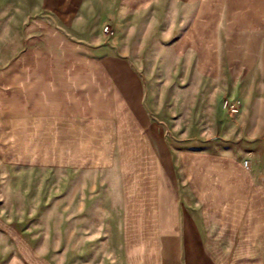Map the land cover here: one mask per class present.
Segmentation results:
<instances>
[{
	"label": "rangeland",
	"instance_id": "rangeland-1",
	"mask_svg": "<svg viewBox=\"0 0 264 264\" xmlns=\"http://www.w3.org/2000/svg\"><path fill=\"white\" fill-rule=\"evenodd\" d=\"M179 2L172 29L152 24L156 61L111 66L166 166H143L113 85L92 152L0 127V264H264V0Z\"/></svg>",
	"mask_w": 264,
	"mask_h": 264
},
{
	"label": "crops",
	"instance_id": "crops-1",
	"mask_svg": "<svg viewBox=\"0 0 264 264\" xmlns=\"http://www.w3.org/2000/svg\"><path fill=\"white\" fill-rule=\"evenodd\" d=\"M180 1L177 5L186 9L199 5L197 0ZM175 6L176 0H0L2 132L14 133L17 119L21 120L22 133L39 136L41 150L92 152L95 112L106 109L96 102L109 103L113 85L123 91L117 90L122 95L118 103L132 133L140 136L144 146L143 166L159 174L166 161L159 158L158 150L149 142L148 129L127 105V80L119 71L112 73L111 66L138 69L156 61L160 54L153 48L144 50L146 40L151 37L152 24L171 23V29L174 27ZM188 16L183 14L177 21L189 22ZM144 23L149 24L146 35L141 34ZM107 25L111 33L104 30ZM132 35L134 42L129 41ZM189 43L194 50L199 45L194 37ZM130 95L129 99L133 97ZM135 150L141 151L142 146ZM153 182L156 185L158 181ZM170 200L168 208L174 211L175 202ZM173 230V226L168 227L165 235L167 260L174 258Z\"/></svg>",
	"mask_w": 264,
	"mask_h": 264
},
{
	"label": "built area",
	"instance_id": "built-area-1",
	"mask_svg": "<svg viewBox=\"0 0 264 264\" xmlns=\"http://www.w3.org/2000/svg\"><path fill=\"white\" fill-rule=\"evenodd\" d=\"M104 30L109 32V27L108 26H105L104 27Z\"/></svg>",
	"mask_w": 264,
	"mask_h": 264
}]
</instances>
